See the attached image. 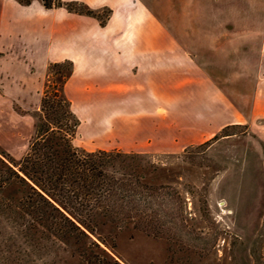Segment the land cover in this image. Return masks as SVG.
<instances>
[{"label":"crops","instance_id":"crops-1","mask_svg":"<svg viewBox=\"0 0 264 264\" xmlns=\"http://www.w3.org/2000/svg\"><path fill=\"white\" fill-rule=\"evenodd\" d=\"M81 1L110 10L106 23L42 5L62 20L46 31L71 50L48 64L69 60L82 73L84 103L110 105L109 119L129 127L128 153L183 152L264 103V0H179L172 27L160 0Z\"/></svg>","mask_w":264,"mask_h":264},{"label":"rangeland","instance_id":"rangeland-1","mask_svg":"<svg viewBox=\"0 0 264 264\" xmlns=\"http://www.w3.org/2000/svg\"><path fill=\"white\" fill-rule=\"evenodd\" d=\"M91 1L109 6L123 2ZM178 1L160 0L171 22L168 27ZM33 3L24 7L16 0H0V146L17 160L26 154L34 134L32 115L41 107L48 62L71 54L61 33L45 28L61 26V17L43 12L39 0ZM98 11L102 18L109 14L108 9ZM81 77L76 70L65 90L81 120L73 144L87 151L127 152L133 146L125 134L130 132L126 122L109 119L110 105L84 103L78 92ZM207 142L180 153H140L181 177L174 184L181 197L175 207L186 222L160 237L129 229L98 234L111 249L109 264H264V103L253 120L228 127ZM39 264L81 263L66 253Z\"/></svg>","mask_w":264,"mask_h":264},{"label":"trees","instance_id":"trees-1","mask_svg":"<svg viewBox=\"0 0 264 264\" xmlns=\"http://www.w3.org/2000/svg\"><path fill=\"white\" fill-rule=\"evenodd\" d=\"M16 1L27 7L35 0ZM39 1L101 24L111 13L102 18L82 2ZM73 69L69 60L49 64L26 154L17 160L0 146V264H39L66 253L81 264H109L111 249L98 234L129 229L160 237L186 222L175 207L181 177L162 162L73 144L81 125L65 94Z\"/></svg>","mask_w":264,"mask_h":264}]
</instances>
